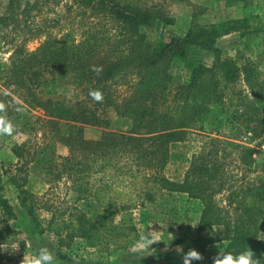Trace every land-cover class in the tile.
<instances>
[{
	"label": "trees",
	"instance_id": "16d2710c",
	"mask_svg": "<svg viewBox=\"0 0 264 264\" xmlns=\"http://www.w3.org/2000/svg\"><path fill=\"white\" fill-rule=\"evenodd\" d=\"M182 1L187 0H56L65 2L68 11L80 13L86 30L60 36L45 31L46 39L35 50L20 46L10 63L0 61L4 87L0 86V103L5 105L0 115L15 125L14 133L26 134L22 142L12 145L16 162L0 173V243L15 239L22 249L26 247L15 222L18 214L3 193L6 181L15 188L20 206L39 234L47 233L69 251L98 248L127 236L135 225L122 214L177 190L200 198L204 205L197 233L174 241L203 255V260L192 264H213L217 253L207 255V249L218 241H228L224 252L238 254L250 248L264 261V182L238 191L242 195L239 212L232 219L212 199L222 167L212 158L207 141L193 155L181 181L164 172L171 145L186 140L190 129H203L210 114L223 109V88L233 85L244 69L248 79L258 76L255 68L243 69L238 58L224 56L217 45L220 37L232 32L257 33L252 24L255 14L193 24L182 35L151 41L147 28L174 24L168 5ZM250 1L226 0V4L247 6ZM94 65L102 66L99 75L92 71ZM176 65L185 67L186 75L173 73ZM44 70L71 74L85 84L84 94L91 101L89 91L100 90L103 102L94 104L103 113L112 108L129 121L128 128L104 131L98 139L86 138L85 125H99L101 115L84 101L65 105L43 98L36 87ZM119 86L126 94L119 93ZM7 87L20 90L22 103L13 98L16 105L9 104ZM260 105L264 106V97ZM33 110L43 111L48 118L39 127L43 120L40 116L33 120ZM57 144L67 152H58ZM97 171L105 175L92 181ZM32 173L50 188L64 182L63 199L35 195L28 188ZM40 212H46V217Z\"/></svg>",
	"mask_w": 264,
	"mask_h": 264
},
{
	"label": "rangeland",
	"instance_id": "374dc122",
	"mask_svg": "<svg viewBox=\"0 0 264 264\" xmlns=\"http://www.w3.org/2000/svg\"><path fill=\"white\" fill-rule=\"evenodd\" d=\"M64 3L57 4L56 0H0V61L10 63L13 52L20 46L26 51L35 50L46 39L45 31L58 36L70 31H73V35H79L85 31L87 24H84L82 15L68 11L63 6ZM168 8L176 18L175 23L147 28L151 41L182 35L197 23L208 24L227 18L257 15L252 18L253 27L258 29L257 33L242 36L239 32H232L220 37L217 45L221 47L224 56L238 58L243 69L246 66L255 68L258 76L248 79L244 69L233 85L223 88V109H215L205 121L203 129L192 128L186 140L171 145L170 159L164 170L171 179L181 181L191 165L193 155L199 152L207 141L206 146L211 150L212 158L222 167L221 182L215 185L212 199L224 215L233 219L239 212L237 203L242 197L238 191H246L247 188L264 182V124L261 122L264 120V106L260 105L264 97V80L261 75L264 73V0H251L247 6L239 2L227 5L226 0H187L171 3ZM206 58L210 62L211 55L207 54ZM172 71L176 75H186V69L182 65L174 66ZM1 83L2 80L0 86L3 87ZM38 84L36 89L45 99H58L65 105L84 101L90 110L95 109L97 114L101 115L99 125H85L86 138L98 139L104 131L125 130L129 126V121L112 108H107L103 113L102 107H97L94 101L84 94L85 84L69 73L55 75L44 70ZM5 89L12 98H8L10 105L22 103L18 94L20 90L13 92L9 87ZM118 89L119 93L126 94L123 86ZM31 114L33 120L37 119V116L43 120L37 123V127L48 119L43 111L33 110ZM41 134L40 130L37 139ZM25 138L26 134L21 132L0 137V173H3L4 169H10L12 163L16 162L12 145L22 142ZM46 143H49V139ZM55 149L60 153L67 152V148L59 144ZM103 175V171L94 172L91 180L99 179ZM3 177L6 180L5 174ZM28 188L37 196L47 193L49 197L61 200L65 196L66 184L60 182L50 188L45 180L32 173ZM3 193L18 214L15 222L26 240V247L22 249L19 245L15 252L0 250V264H21L25 252L31 255L42 245L53 249L63 264H183L182 256L189 248L175 244L174 241L180 236H193L197 233L204 207L200 198L176 190L157 198L154 203L138 206L122 214L124 220L135 225V230L130 231L127 236L98 248L82 247L69 251L60 247L47 233L39 234L36 224L20 206L15 188L7 181ZM40 214L42 217L47 215L46 212ZM151 231L157 232L160 241L153 243L150 249L141 250V236ZM16 243L18 242L15 239L7 242L9 246ZM227 245L228 241L213 243L208 247L207 255L224 251ZM141 252L144 253L142 256Z\"/></svg>",
	"mask_w": 264,
	"mask_h": 264
},
{
	"label": "clouds",
	"instance_id": "9594fccd",
	"mask_svg": "<svg viewBox=\"0 0 264 264\" xmlns=\"http://www.w3.org/2000/svg\"><path fill=\"white\" fill-rule=\"evenodd\" d=\"M92 71L99 75L103 68L102 66H92ZM88 95L97 103L103 102V93L96 89L90 90ZM0 113H5V105L0 103ZM16 132L15 125L7 119L6 115H0V137L3 136H12ZM10 224V222H8ZM3 227V225H0ZM156 231L145 233L141 236L139 242V248L150 249L151 245L155 242H159V238L156 235ZM219 247V245H217ZM19 249V244H13L9 246L7 242L0 244V250L4 252H15ZM144 253L141 252V256ZM183 264H192L193 260H203V255L197 250L189 249L182 256ZM213 264H264V261L257 259L255 253L247 248L246 250L239 252L238 254H233L231 252L219 251L213 258ZM21 264H63L62 261L58 258V255L46 245L39 246L35 249L34 253L29 255L25 252L24 258L21 261Z\"/></svg>",
	"mask_w": 264,
	"mask_h": 264
}]
</instances>
